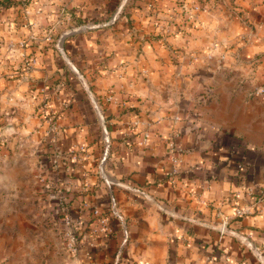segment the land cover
<instances>
[{
  "label": "crops",
  "instance_id": "1",
  "mask_svg": "<svg viewBox=\"0 0 264 264\" xmlns=\"http://www.w3.org/2000/svg\"><path fill=\"white\" fill-rule=\"evenodd\" d=\"M0 1V191L21 194L10 205L22 211L0 214V253L38 255L33 264H119L121 222L93 247V219L80 209L85 199L107 208L113 192L130 232L121 264H263L243 236L264 255V94L254 91L264 85V0H37L31 9L42 12L32 11L29 29L20 6ZM77 8L95 26L63 37V54L38 28L60 26L58 11ZM24 39L37 57H23L18 44L8 50ZM47 111L61 116L57 159ZM104 126L112 189L98 174ZM173 141L181 152L170 151ZM77 145L86 150L71 153ZM41 177L63 191L75 222L87 221L73 235L57 190L55 202L39 205Z\"/></svg>",
  "mask_w": 264,
  "mask_h": 264
},
{
  "label": "built area",
  "instance_id": "2",
  "mask_svg": "<svg viewBox=\"0 0 264 264\" xmlns=\"http://www.w3.org/2000/svg\"><path fill=\"white\" fill-rule=\"evenodd\" d=\"M196 8L198 9L199 7H196ZM171 26H172V23L168 21L164 28L168 32H170ZM25 64H26V70L28 73L32 69L31 59H28L25 62ZM254 91L256 92L257 95L264 94V85L259 86ZM107 100L112 101L114 99H113V97H108ZM96 108H97V111L99 112V114L101 115L102 112H101L100 107L97 106ZM46 117H47V135L50 137L51 143L53 145H55V147H56L57 152L55 155L56 156L55 159H57L60 155H62V151L58 146V138H59V135L63 129V126H62L61 121H60L61 116L56 114L53 111H47ZM140 124H142V122L139 119H136L133 121L132 126L138 127ZM103 132H104L103 139L105 142V147H104L102 158H101L99 165H98V174L105 181L106 185L110 189H112V187L114 185L119 184V183L111 180V178L108 177V175L105 171V162L107 161V158L109 156V151L111 148V137H110L109 131L106 128V126H104ZM149 141H150V135H149L148 131H145L143 134L142 140H141V144L148 146ZM77 150L78 151H85L86 149H85V146H83V145H77L76 149L74 148L71 150V153H76ZM170 151L174 154H177L178 152L182 151V147L180 144L173 141V142H171ZM174 162L176 165H178L180 162V158L178 156H175ZM87 174L88 173H83L84 179L87 178ZM41 185H43V188L45 191H53V190L58 191V196L56 199H57L58 205L60 207V211L62 213H65V218H66L65 220H66L67 224H69V226L71 227V233H72L71 235H73V233H75V231H77L76 230L77 227H83L86 224L87 221L81 217L79 219H77L76 222L72 219V217L70 216V205L67 201V198L64 195L63 191L57 185H52L49 182V179L46 177H41ZM89 185H90V182H87L86 186H89ZM133 190L147 196L146 192L141 190V189L133 188ZM81 207H82V210L89 211V217L92 218L93 222H94V224L90 228V232H91V235L93 237L91 246L94 247V245H95L94 240L96 239L97 236H107V235H110L113 233V231H114L113 220L114 219H118L122 225L123 235H124L122 247L124 248L128 244L129 238H130V232H129V229H128L127 224H126L125 217H124V215L121 211V208L118 204L117 197L113 192H111L109 195V201H108L107 208H104L101 205L93 202L92 200H87V199L82 201ZM237 212L239 215L244 213L243 210H238ZM227 225H228V220L227 221L225 220L223 222V227L221 228L222 233L227 232ZM245 239H247V238L243 236V240H245ZM70 240L71 241L68 243V247H70L71 251H77L78 250L77 240L71 236H70ZM123 248H121L119 250V252L116 256V259H117L116 262H119L121 256L123 255V253H124Z\"/></svg>",
  "mask_w": 264,
  "mask_h": 264
},
{
  "label": "rangeland",
  "instance_id": "3",
  "mask_svg": "<svg viewBox=\"0 0 264 264\" xmlns=\"http://www.w3.org/2000/svg\"><path fill=\"white\" fill-rule=\"evenodd\" d=\"M1 2V1H0ZM13 2L16 4L17 7L20 6V10L22 11L21 13V21H26V28L29 29L32 26L35 25V23H33V25L30 26V20L29 17L32 14V11H34L36 14H41V10L42 9H36V6H33L31 9V2L36 3L37 0H13ZM27 8H30V10H28ZM83 10L81 8H77L76 10L72 11H67V10H62L60 9L57 13L56 19L54 21V24L58 25L60 24V26H65L68 25V27L63 30V29H59L57 30V26L54 27L52 26V24L46 28V29H39L40 33L44 34V37L46 38V40H48L49 44H53V46L55 47L56 45V49L59 48L62 53L63 52V45L61 42H59L63 37L67 36L68 33L72 34V33H80V32H85L87 33V28H93L95 26L94 23L92 22H88L87 21V14H83ZM117 19V15L113 16L112 22L111 23L113 26L115 24V21ZM104 26L109 25L108 22H103ZM29 27V28H28ZM29 34V39L33 40L34 42H36V38L37 35L32 32V29H30L28 31ZM58 40V41H57ZM27 41L28 39H24L18 43L14 42L13 40H10L8 42V50L9 51H15L16 50V44H18L19 49H23V53L22 56L23 57H37L36 51L32 50V52H28L25 49H27ZM38 42V41H37ZM39 46L41 45L40 42H38ZM61 44V45H60ZM35 46V45H33ZM41 48V46H40ZM86 68H84L85 70ZM79 70H81V68H79ZM82 71V70H81ZM42 193H45V199H41L39 201V205H41L42 207V203H48V202H55V198L52 197V195H50L49 193H55L54 191H43ZM21 194L17 193L16 191H0V214H10L12 212H15V210L18 211V213L22 212L20 211L21 207L14 209L15 207H12L10 204L15 200V198H20ZM43 212L45 213V215L47 214H51L50 211H48L47 207L43 208ZM46 221H44V226H46L47 228L51 225V223L46 224ZM6 223H0V227L1 229H4ZM20 224L19 223H14L13 228H8L9 232H16L17 236H19L21 229H19ZM4 231L1 230L0 233H3ZM16 242H19L20 240H15ZM8 245H9V239H7ZM26 257H27V262L33 264L36 261V257H38V255H21V254H3L0 253V264H21V263H25L26 261Z\"/></svg>",
  "mask_w": 264,
  "mask_h": 264
},
{
  "label": "water",
  "instance_id": "4",
  "mask_svg": "<svg viewBox=\"0 0 264 264\" xmlns=\"http://www.w3.org/2000/svg\"><path fill=\"white\" fill-rule=\"evenodd\" d=\"M244 241L246 245L261 259L262 263L264 264V255L261 253L260 249H258V247L250 240L245 239Z\"/></svg>",
  "mask_w": 264,
  "mask_h": 264
},
{
  "label": "trees",
  "instance_id": "5",
  "mask_svg": "<svg viewBox=\"0 0 264 264\" xmlns=\"http://www.w3.org/2000/svg\"><path fill=\"white\" fill-rule=\"evenodd\" d=\"M81 208H82V207L80 206V209H81ZM122 259H123V255H122L121 258H120L119 264H121V262L123 261Z\"/></svg>",
  "mask_w": 264,
  "mask_h": 264
}]
</instances>
